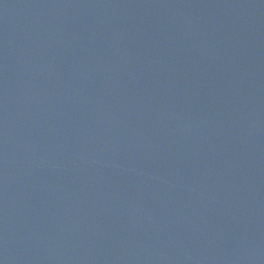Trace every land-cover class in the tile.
<instances>
[{
    "label": "water",
    "instance_id": "obj_1",
    "mask_svg": "<svg viewBox=\"0 0 264 264\" xmlns=\"http://www.w3.org/2000/svg\"><path fill=\"white\" fill-rule=\"evenodd\" d=\"M0 264H264V0H0Z\"/></svg>",
    "mask_w": 264,
    "mask_h": 264
}]
</instances>
